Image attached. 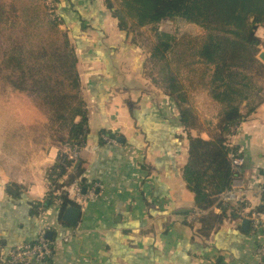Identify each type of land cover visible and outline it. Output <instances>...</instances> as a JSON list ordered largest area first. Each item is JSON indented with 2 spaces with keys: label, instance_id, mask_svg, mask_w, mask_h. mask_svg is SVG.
I'll list each match as a JSON object with an SVG mask.
<instances>
[{
  "label": "crops",
  "instance_id": "0c3cea01",
  "mask_svg": "<svg viewBox=\"0 0 264 264\" xmlns=\"http://www.w3.org/2000/svg\"><path fill=\"white\" fill-rule=\"evenodd\" d=\"M54 3L77 58L87 112L88 134L74 165L81 166L84 181L73 182L84 193L101 187L86 203L73 201L80 215L72 227L62 221V205L48 200L46 172L58 157L56 147L31 148L22 160L0 161V260L13 247L36 243L40 229L48 227L45 238L56 244L43 264H258L249 226L243 232L241 222L226 213L220 223L204 227L202 215L221 212L198 210L182 177L187 133L209 140L218 120L220 105L208 89L179 78L198 120L186 131L176 100L144 74L149 53L119 28L106 0ZM255 35L259 53L264 24ZM233 143L245 166L255 170L249 177L264 168V97L238 125Z\"/></svg>",
  "mask_w": 264,
  "mask_h": 264
},
{
  "label": "trees",
  "instance_id": "16d2710c",
  "mask_svg": "<svg viewBox=\"0 0 264 264\" xmlns=\"http://www.w3.org/2000/svg\"><path fill=\"white\" fill-rule=\"evenodd\" d=\"M106 2L121 30L128 32L149 27L154 34L155 43L149 56L154 62L164 63L162 87L176 100L178 121L186 131L196 128L198 120L180 83L181 70L192 74L190 85L207 88L210 97L220 105L209 140L187 133L188 159L182 177L194 195L196 208L205 212L214 205L218 195L231 186L232 168L226 134L253 112L264 97L257 79L264 81V64L257 59L260 41L255 35L257 27L264 24V0H119L117 9L109 0ZM12 4L10 9L15 17L16 9ZM1 10L0 6V16ZM163 20L198 25L204 29V34L193 38L183 35L177 39L158 31ZM76 65L73 49L60 55L57 53L51 68L57 72L58 79L38 78L39 73L30 72L33 83L29 85L22 81L18 86L42 96L43 101L53 106L58 113L55 119L65 130V136L60 140L80 147L88 132ZM67 89L72 93H67ZM243 107L245 114L241 112ZM75 163L72 160H64V165L55 162L48 169L49 177L54 173L65 175V166H70L66 184L78 177L83 182L81 166L74 167ZM62 200L61 213L68 205H75L67 195ZM207 215H202L200 220L209 228L227 215L226 208H222L219 216ZM230 216L236 217L233 213Z\"/></svg>",
  "mask_w": 264,
  "mask_h": 264
},
{
  "label": "rangeland",
  "instance_id": "374dc122",
  "mask_svg": "<svg viewBox=\"0 0 264 264\" xmlns=\"http://www.w3.org/2000/svg\"><path fill=\"white\" fill-rule=\"evenodd\" d=\"M109 1L115 9L118 8L119 0ZM11 4L16 9L15 17L11 13ZM0 6L2 7L0 16V161L4 163L6 159L22 160L25 150L39 147L41 150L48 151L51 146H54L58 149L56 162L64 165V160H68L72 146L60 140L65 136V130L59 127V122L55 119L58 113L53 106L43 101L42 96L25 91L23 87L20 89L18 85L22 81L29 85L33 83L32 80L30 81V72L39 73L38 78L45 77L51 81L58 79L57 72H53L51 68L54 59L57 53L60 55L68 52L73 49V46L67 39L66 33L59 27L58 17L55 16L54 0H0ZM128 31L132 34L134 41L140 45L143 53H150L155 43V37L150 28H135ZM158 31L177 39L183 35L193 38L204 34L202 27L184 21L173 23L163 20L158 25ZM163 65L162 62H154L149 56L144 66V74L152 82L162 85ZM196 68L202 69L201 66ZM191 75L189 71L183 69L179 78L185 81L187 77H193ZM257 79L259 85H264L261 78ZM262 91L261 95L264 96V87ZM66 92L72 93L70 89ZM80 96L86 109L81 91ZM190 106L194 110V101ZM212 110L211 108L208 111L209 116ZM204 118L207 117L201 116L200 121L204 122L202 120ZM59 154L64 157L61 158ZM72 161L77 162V158ZM48 169L46 172L48 187L55 176L60 178L58 186L64 191L74 184V182L66 184L71 171L70 166H65L67 172L63 176L54 173L49 177ZM253 172L255 170L245 166L243 176L247 179ZM76 184L80 185L78 182Z\"/></svg>",
  "mask_w": 264,
  "mask_h": 264
},
{
  "label": "built area",
  "instance_id": "2783aa9c",
  "mask_svg": "<svg viewBox=\"0 0 264 264\" xmlns=\"http://www.w3.org/2000/svg\"><path fill=\"white\" fill-rule=\"evenodd\" d=\"M237 129L238 125L233 126L226 134V142L230 148L229 161L232 168L231 186L218 195L210 210L219 213L222 212V208H226V213L228 215L233 213L238 223L247 219L249 221V233L257 239L253 258L258 264H264V168H261L254 176L245 179L243 176L245 159L233 143ZM77 156L78 147L74 145L70 150L68 160H74ZM59 180L60 178L53 177L48 187L49 202L58 206L62 205L64 195H67L72 201L84 204L88 199L95 197V190L101 187L95 184L87 193H84L79 184H73L64 191L58 186ZM37 210L40 215L44 213L40 206L37 207ZM194 218L195 216L191 215L190 220ZM47 229L48 227L40 229L36 243L10 249L7 257L0 260V264H43L48 261L52 257L56 243L53 244L45 238ZM63 241L68 242V238H64Z\"/></svg>",
  "mask_w": 264,
  "mask_h": 264
},
{
  "label": "water",
  "instance_id": "95a60500",
  "mask_svg": "<svg viewBox=\"0 0 264 264\" xmlns=\"http://www.w3.org/2000/svg\"><path fill=\"white\" fill-rule=\"evenodd\" d=\"M257 57L264 64V51L259 52ZM79 215H80V209L78 207H76L75 205H68L65 208L64 213L62 215V221L74 227L77 225ZM248 226H249V221L247 219L241 221L240 229L243 232H246L248 230Z\"/></svg>",
  "mask_w": 264,
  "mask_h": 264
},
{
  "label": "clouds",
  "instance_id": "9594fccd",
  "mask_svg": "<svg viewBox=\"0 0 264 264\" xmlns=\"http://www.w3.org/2000/svg\"><path fill=\"white\" fill-rule=\"evenodd\" d=\"M42 194H43L42 190L36 192V195H42Z\"/></svg>",
  "mask_w": 264,
  "mask_h": 264
}]
</instances>
